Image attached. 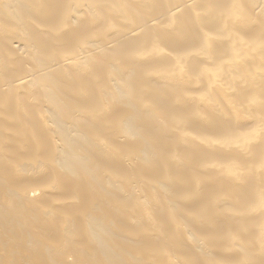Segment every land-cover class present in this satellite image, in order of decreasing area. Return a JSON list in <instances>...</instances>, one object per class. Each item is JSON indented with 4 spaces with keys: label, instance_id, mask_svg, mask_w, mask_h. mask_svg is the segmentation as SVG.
I'll return each mask as SVG.
<instances>
[{
    "label": "bare ground",
    "instance_id": "obj_1",
    "mask_svg": "<svg viewBox=\"0 0 264 264\" xmlns=\"http://www.w3.org/2000/svg\"><path fill=\"white\" fill-rule=\"evenodd\" d=\"M0 264H264V0H0Z\"/></svg>",
    "mask_w": 264,
    "mask_h": 264
}]
</instances>
